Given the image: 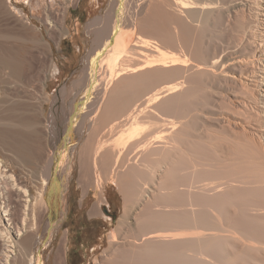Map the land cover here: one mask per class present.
Segmentation results:
<instances>
[{
  "label": "bare ground",
  "instance_id": "bare-ground-1",
  "mask_svg": "<svg viewBox=\"0 0 264 264\" xmlns=\"http://www.w3.org/2000/svg\"><path fill=\"white\" fill-rule=\"evenodd\" d=\"M25 1L29 6L39 9L44 0ZM79 1V12H84L89 3L87 0ZM118 1L119 7L112 13L113 19L107 16L110 23L108 18L107 22L112 24L111 32L107 34L108 31H105L107 25L96 32L98 40H95L100 43L99 48L107 49L102 64L99 63L102 65V72L97 75L101 86L100 98L94 103L93 110L90 109V114L84 119L81 117L82 124L76 120V124L81 125V133L88 127H92V132L95 131L88 133L93 134V137L87 135L88 139L84 138L83 143L81 142L82 148L76 158L77 145L69 150L63 149L59 158L51 150L42 154L44 145L47 144L40 139L45 134L39 133L36 127L37 130L32 128L34 117H30L29 105L21 102L18 105L13 103L0 106V152L6 154L0 157V263L42 264L39 255L34 257L31 253L33 258L29 252L32 245L43 239L40 228L44 226L49 234L54 227L48 215V187L53 181L58 185V196H72L69 181L78 157L77 163L81 170H78V175L81 176V180L78 179L79 188L81 187L83 194L81 198L90 194L89 185L85 184L87 180L84 183L81 181L94 173V169H91L93 165H101L98 168L108 169L107 178L115 182L125 196L133 195L134 198L129 196L131 199H126L135 200L137 210L140 209L139 215L135 214V217L144 233L137 226L139 230L136 228V234L141 232L138 240H143V244L139 243L141 246L138 247L135 243L137 248L134 246L136 249L133 247V250L129 249L132 248L130 245L124 246L126 244H117L119 241H116L118 257H110L107 264H237L238 259L247 264L249 249L253 252L264 249V141L260 140H264V0L153 1L155 4L150 7L149 14L141 19L137 16L136 22L132 21L133 18H127L128 13L134 9H129L126 13L129 0ZM70 2L71 0H62L60 7L51 2L44 7L45 17L41 20L46 24L45 29L51 39L65 31V23L72 25L76 15L65 14V8ZM133 3L132 1V5ZM16 5L13 0H0V79L7 81V87L13 92L21 93L20 90H25L30 77L38 76L43 69L39 47L42 44L50 49V44L44 38L42 25H32L25 9L17 8ZM37 13L39 14L38 11ZM48 14L54 15L52 20H49ZM130 14V17L136 16ZM124 16L130 20L129 24L124 21ZM209 19L213 20L214 27ZM124 22L128 25L125 24L127 28L124 27L127 31L123 30ZM114 30L122 35L113 41ZM128 30L131 35L138 30L139 40L144 44L147 39L153 40H148L146 46H142L141 42L136 45L145 47L142 48L143 52L136 47L141 51L137 53L138 57L141 54L142 58L129 56L136 50L134 45V51H131L133 48L130 46L129 49L126 47L128 37L125 39L123 35L126 33L123 34V31ZM143 34L149 35V38L142 39L140 36H144ZM72 37L76 36L73 34ZM136 40L128 44H135ZM148 47L150 52L146 50L147 53H144ZM128 50L131 54H127ZM93 55L97 65L101 55L95 51ZM64 58L62 68L50 60L52 73H64V67L72 63L76 54L72 53L70 57ZM212 95L229 106L228 113L211 109L213 105H209L212 104ZM253 116L256 124H247ZM98 127H107L109 131L103 132V137L108 134L110 139L100 138L101 134L98 132L103 130ZM197 129L203 134L201 132L197 136ZM42 130L45 131L43 128ZM210 131L211 134L214 131L232 138L226 137L224 140L223 137V146L220 148L217 143L220 137L217 140L209 137L216 140H212V143L207 136L208 142L210 141L207 145L204 134L207 135ZM47 132L49 133L48 130ZM189 132H196L192 137L194 139L188 137ZM185 135L192 143L186 140ZM53 136L56 135L47 134L43 140L53 144ZM247 141L252 143L250 147H255L254 156L252 153L247 155ZM186 142L187 145L190 143V148L194 147L195 155L196 152H207L205 157L208 160L197 153L201 158L196 155V162L195 155L187 154L190 148L187 146V152L183 149ZM197 144H200L198 147L203 146V149L199 147L197 151ZM209 145L216 154L212 148L207 149ZM208 155L213 156L210 159H214L215 163H210ZM247 157L258 168L250 166ZM199 159L201 162H198ZM37 162L41 165L33 170L32 164L36 163L37 166ZM248 165L250 168L255 166V170L250 169L253 176ZM89 167L93 172L88 171ZM87 171L91 174L85 177ZM30 172L36 178L29 182L28 188L27 177ZM142 173L147 179L143 178V182L139 181L138 184ZM249 175L252 177H249L250 180ZM92 176L94 179L95 175ZM145 179H151L152 188H149ZM101 180L102 175H98L93 181L96 184ZM202 180L207 182L203 184ZM126 199L124 201L127 202ZM62 206L61 215L65 216L67 204L63 201ZM91 213L94 215L98 211L92 210ZM124 215H121L124 217H121L122 220H126ZM67 220L73 221L74 217H67ZM121 224V227L117 226L123 230L125 226ZM120 229H117L119 234ZM130 232L133 234L134 231ZM183 232L189 234L191 239H182ZM149 234L151 235L148 236ZM141 235L148 237L143 239ZM116 236L112 232L108 237L113 244ZM67 237L64 235V238ZM123 237L125 238V234ZM130 237L133 238L132 235ZM65 243L63 242L64 245ZM120 244L123 245L121 248ZM78 249L81 252V248ZM61 251L55 253V263L61 261L63 250ZM250 255L251 261L264 262ZM96 261L99 262L97 259Z\"/></svg>",
  "mask_w": 264,
  "mask_h": 264
},
{
  "label": "rangeland",
  "instance_id": "rangeland-1",
  "mask_svg": "<svg viewBox=\"0 0 264 264\" xmlns=\"http://www.w3.org/2000/svg\"><path fill=\"white\" fill-rule=\"evenodd\" d=\"M13 1L17 3V5H16L17 8H24L25 9V12L28 15V18L32 21V25L34 24V25H37L39 27H41V25H42V29L44 32L43 33L44 38L50 44V49H48V47L46 48L42 44L39 47V49H38L39 50V59H40V62L43 66V69L38 76L30 77L28 84L26 83V85H25V90H20L21 93H19V91L13 92L10 88L7 87L8 86L7 81H5L3 79L5 81V82H3L2 79H0V81H1L0 82L1 83L0 84L1 85L0 86L1 87V89H0V106H7V105H11L13 103L18 105L17 103H21V102L29 105L30 106V111H29L30 117H34L33 118L34 122L32 123V125H33L32 128L35 130L38 129L39 133L44 132L43 135L44 134L45 135L48 134L49 136L56 135V136H53L54 140H55L53 142V144L48 143V141L45 142L44 141L45 139L43 140V138H45V135L40 139V141H43L44 143L47 144V146L44 145V148H43L44 150H43L42 154H44L46 152V150H51L53 152V154H55L57 156V158H59L60 154H62L63 149L69 150L73 146L77 145L76 150H75V158H76V156H78V154L80 152L79 151L80 148H82V147H80L81 142L83 143V141L85 139L87 140L88 138H86V137H87V135H89L88 133L92 132L91 131L92 127H88V129H85V130L83 128L84 132L81 133L82 129H80L81 125L79 123L81 122V124H82V121L80 119H81V117H83L82 119H84L85 117H87V115L90 114V111L93 110V107L96 104L95 102L100 98L99 92H100L101 86H100L99 81L97 80L98 79L97 75L102 72V65H100V64H102V58L105 55V51L107 52V49L105 47L99 48L98 44H100V43H98V41H97L98 40L97 33H98V30L101 29L100 27L103 26V29H104V27H107V26L110 27V25H112V24H109L110 19H113L112 13L114 12V10H117L116 9L117 7H119V1L118 0H90V1L87 0L89 3L88 9L85 10L84 12L83 11L79 12V9H78V1L79 0H71L68 7L65 8V11H66L65 14L76 15L75 18L72 20L73 21L72 25L65 23L64 24L65 31L61 35L57 34L60 38H58V36H57L56 38L52 37V39L50 37L51 35L45 29L46 24H44V21L41 20L42 17L43 18L45 17L44 7L47 6L51 2H53L52 4H54V6H58L59 4H62L61 3L62 0H52V1L44 0L41 3L42 5L39 9L29 6L27 1H25V0H13ZM132 1L134 2L133 5H132ZM153 1H156V3H157L160 0H151V1L150 0H147V1L146 0L145 1L144 0H135V1L129 0L128 1L129 5L127 4L128 6H126V13H128L132 8H134L135 11H134V9H132L133 11L131 10L128 13V16H127V14H125V16H127V18L130 20H132V18H133L132 21H134V22L138 21V19L136 18L137 16H138V18L141 19V18H143L149 14V12L151 10L150 7L153 4H155V2H153ZM150 2H152V3L149 4ZM135 6H137V8ZM142 6H144V7L142 8ZM58 7H60V5ZM37 11L39 12V14L37 13ZM146 11H148V12H146ZM134 12H135V14H134ZM109 13L111 14V16ZM130 13H132L133 16L134 15H136V16L130 17V16H132ZM107 16L112 17V18L109 19V17H107ZM125 16H124V18H125ZM48 17H50L49 20H52L54 15L48 14ZM107 18L109 19V23L107 22L108 21ZM127 18H125L124 21H126L127 24H129L130 20H128ZM209 20L211 21L212 19H209ZM210 21H209V23L210 24L212 23L211 26L214 27L213 26L214 25L213 20L211 22ZM115 22H116V17H115ZM126 22L123 23L124 24L123 25L124 31H127V29H126L127 27L125 26ZM106 23H108V24H106ZM111 23H112V20H111ZM194 23L197 24V22H194ZM115 27H116V25H115ZM124 27H126L125 28L126 30L124 29ZM107 28H105V31H108L107 32V34H108L109 32H111L112 28L111 27L108 28L110 30H108ZM212 30H213V28H212ZM114 31H115V33L114 34L112 33V36H113L112 40L113 41H114V39H118L119 36L122 35V34L118 33L116 30H114ZM124 31H123V34L126 33V35H127V33L130 32L129 30H128V32H124ZM73 34L76 36L75 38L72 37ZM137 34H138V30H137V33L132 32V35H131V33H129L128 36L123 35L125 37V39H127V37H128V40L126 41V47L128 46L127 49H129L130 47L133 48L132 45H134V48L136 50V51H134V48H133V50L131 49V51H134V53L132 52L133 55L129 52V50L127 51V54L130 53L131 55H129V56L136 55V56H134L135 58L139 56V54L137 55V53H141V51L143 52V49L145 48V47H142L143 48L142 49V48H140L141 46H139V45H138L139 47L136 46L137 44H139L141 42L139 40V35H137ZM229 34H230V32H229ZM129 35H131L132 39L135 37L134 38L135 40L138 37L137 40L139 42L136 40L138 43L135 41L136 42L135 44H131V43L128 44V42L134 43L133 42L134 39L132 40ZM143 35L144 36H140V37L141 38L143 37L144 39H145V37H146V39L149 38V35H147V34H143ZM145 35H147V36H145ZM129 38L131 40H129ZM58 39H59V41H58ZM95 39H97V40H95ZM148 40H149V42L153 41V40L151 41V39H147V41L146 40H144V41H146V43H147ZM99 42H101V41H99ZM141 43H142L141 45L143 46L144 43L143 42H141ZM146 43L144 44V46H146ZM148 44H150V43H148ZM148 44H147V46H148ZM136 47L141 49V51L136 49ZM148 49H149V47H148ZM148 49L146 48L144 50V53L150 52V49H149V51H148ZM137 50L140 52H137ZM146 50H147V52H146ZM94 51L96 53H98L99 55H101V58H100V60H98L97 65L95 63L96 59L93 55ZM103 51H104V53H103ZM135 52H136V54H135ZM72 53L76 54V58H73V61L70 65H66L64 67L66 69V71L64 73L58 74L55 72L52 73V71H50L51 70V63H50L51 59L60 68H62L64 65L63 63L65 62L64 56L70 57L72 55ZM138 58H142L141 54H140V57H138ZM98 71H100V72H98ZM85 79H88V80H85ZM5 89H7L6 92L4 91ZM10 91H12L13 94H11ZM212 91H214V90L212 89ZM7 92H9V93H7ZM14 93H18V95L20 94L19 97H17L18 96L17 94L14 95ZM247 97H248V95H247ZM248 99H247V103H249ZM210 103H212V104H210L209 106L212 107V105H213V107L211 109L215 110L216 112L228 113L229 106H226L227 104L225 102H223V100L217 98V96L212 95ZM24 113H26L25 110H24ZM84 113H85V116H84ZM76 120H77V122L80 121L79 123H77L79 128H77ZM248 122L251 125H255L256 120H255L254 116L252 119L250 118L247 121V124H248ZM47 127H49V128H47ZM40 128L45 129V131L44 130L41 131ZM99 128L101 130H103L102 132L101 131L98 132L101 134L100 138H102L103 134H104L103 132L109 131V129H107V127L105 129H102L104 127H102V128L98 127V129ZM98 129L96 131H99ZM24 130H31V129H24ZM47 130L49 131V133L51 132L52 135L49 134L47 132ZM94 131L92 133H94ZM197 131H196L197 133L196 132L195 133L198 136V134L200 135V133L202 131L200 130L201 131L200 133H199V129H197ZM192 132H189L190 136H188V137L192 138L193 136H195V133H192ZM80 133H81V135H80ZM191 133L193 134L192 136H191ZM105 134H107V133H105ZM201 134H203V132ZM209 134H210V136H209ZM209 134H207V135L204 134V136L206 137V138L204 137V139H206L205 144H207V142H208L207 136H208V139L210 141H212L213 139H211L209 137L216 138V140L219 139V137H220L221 139H219V142L217 141V143L220 145V148H221L223 146V141L226 139L227 135L222 134V133H218V132H214V131H212V134L213 135L215 134L214 136H212L211 131L209 132ZM107 135H105L103 137L104 140L106 139L105 137H109L107 139H110V136H107ZM187 135H185V137ZM89 136L93 137V134H91ZM215 136H217V137H215ZM188 137H186V140H189V142H191ZM97 138H99V136H97ZM227 138L230 139V138H232V136L229 138V135H228ZM192 139H194V138H192ZM262 139L263 138H260V140L263 142L264 140H262ZM216 140L214 139L213 141L216 142ZM40 141H39V144L41 143ZM210 141L208 142V144H210ZM213 141H212V143H214ZM220 141H221V143H220ZM247 142H249V141H247ZM44 143H42V147H43ZM212 143H211V145H214ZM250 144H252V143L251 142L247 143V155L249 156L252 153V156H254L253 152H255L256 150L253 151L254 145H253V147H250ZM184 145H185V143H184ZM198 145H200V144H197V147H198ZM40 146H41V144H40ZM187 146L189 147L190 143L187 145V142H186V146H183V149L188 150L190 147L188 148ZM47 147H48V149H45ZM185 147H187V148H185ZM197 147H195V148H197ZM199 147H201V146H199ZM199 147L197 148V151H198ZM193 148L194 147H191L188 150L189 153L186 150L187 154L195 155V150ZM209 148H212V147L210 146L207 149H209ZM191 149H193V150H191ZM202 149H203V146L201 147V150ZM213 149L214 148H212L211 150L214 151ZM190 150H191V152L193 151L192 152L193 154H191ZM214 152H215L214 154H216V151H214ZM197 153L202 154V153H204V151L202 153L196 152V155L198 156L199 154H197ZM205 154L207 155L208 153L206 152ZM205 154H202V156L205 157ZM210 154L212 155L213 152H211ZM4 155H6V154H3L2 152H0V157H3ZM189 155H188V158H189ZM196 155L194 158L195 159L197 158L196 159V162H197L198 157ZM200 156L201 155H199V158H201ZM190 157H193V156H190ZM208 157H209V155H208ZM211 157H213V156H211ZM211 157H209L210 163H212L214 161V159H210ZM214 157H217V155ZM78 160L79 159L77 157V161L75 163L74 171H73L72 177L70 178V181H69L70 192L73 193L72 196H70L69 194H66V196H64V198L62 196L61 197L58 196L57 189H56L58 187V185H56V183L53 181H52V184H50L48 187V188H50L47 190L48 196H46L49 199V205H50L48 215H50L54 227L52 228L51 232L48 234V233H46L44 226H42L40 229H41V233L43 235V239L39 240V241L42 240L41 242H39V241L37 242L39 244L36 243L35 245H32L31 250L29 252L30 254L33 253L34 257L39 255L40 259L42 260V264H59L60 262H61V264H64V263L65 264H98V263L99 264L100 263L101 264H107V261H109L112 257H115V258H116V256L118 257V254H117L118 253V251H117L118 247H116L118 245H116V241L117 242L119 241L117 244H119V243H122L123 245L126 244L124 246L130 245V247H132V248H129V247H126V248L133 249V250L135 248L134 246H136V248H137V244H138V247L141 246L139 243L143 244V240H141V239L138 240V238L140 237V234H141V232H139V231H142V233H144V231L140 228L139 225H137L138 220L135 217V214L139 215L138 213H140V211H138V210H140V209L137 210L136 204L134 202L135 200L129 201L126 199V198L129 199L131 197V195L128 194L127 196H125L124 193L122 191H120V188L117 187L115 182H113L110 178H107L108 177V171H107L108 169L105 168V170H106L105 171L104 168H102V167L98 168V166H101V165L95 166L98 169L95 168L94 165H93L94 168L89 167L88 171H91V169L92 170L94 169V173H92V175L93 174L95 175L94 179H93L92 175H90L91 177L89 176V174H91V172H93V171H91V172L87 171L88 173L87 174L85 173V177L89 176V178L82 180L81 183H84L83 181L87 180L88 182L85 181V184L89 185L88 187L91 190L92 189L93 190L92 191L90 190L89 196H85V197L83 196V198H81L83 194H82L81 187L79 188L81 176L79 177L78 174H79V171L81 172V170L79 167V163H77ZM191 160H194V159L191 158ZM215 160H216V158H215ZM250 161H252V159L247 157V163L250 166L255 165L254 161H253V163ZM198 162H201V160L199 159ZM207 163H208V161H207ZM213 163H215V162H213ZM11 164L13 165V163H11ZM35 164L34 163L32 164V165H34V166H32V167H34V169L32 168L33 170L36 169L35 167H37V169H38V167L41 165L40 163H38L37 166ZM29 165H31V164H29ZM249 165L247 167H249ZM13 166H15V165H13ZM255 166H253V168L252 167L251 168L253 170H255L254 169ZM197 167L199 168L200 165L199 166L197 165ZM251 168L249 167L248 169L250 170ZM257 168H256V170H258ZM53 170H55V168H53ZM251 171L252 170H250V174L252 175ZM35 172H33V173L36 175ZM39 172H40V168H39V171H37V177L39 176V174H38ZM248 172H247V175H248ZM95 173L96 174L98 173V175H100V176L102 175L101 182L96 183L99 185H96L95 182L93 181V180H95L96 176H98ZM103 174L106 175L107 179L104 178L105 176ZM142 175H144V174L142 173L140 175L141 178H139L138 181L135 180L138 182V184H139V181L143 182V180H142L143 178L147 179V176L144 175V177H143ZM85 177H83V178H85ZM249 177L252 178L250 175L248 176V178ZM27 178H29L27 186H28V188H30L29 182L32 179H35L36 177L30 172V176H28ZM250 178H249V180H250ZM78 179H80V180H78ZM103 179H105V181ZM146 179H145V182L148 181L147 184H148V186L150 185L149 188L150 187L152 188V181H150L151 179L150 180H146ZM203 182H204V180H202L201 183H203ZM206 182L207 181L205 180L204 183H206ZM112 183L116 186L112 185ZM85 184H83V185H85ZM86 185H85V187H86ZM94 185L96 187H94ZM202 185H201V187H202ZM198 186H200V185L198 184ZM205 186H206V184H205ZM103 192H104V194H103ZM121 192H122V194H121ZM122 195H124L125 197L123 196V198H122ZM137 196H139V195H137ZM132 197L134 198L133 195H132ZM124 199H126L127 202L124 201ZM99 200H100V202H99ZM10 201L12 203H15L13 199H10ZM63 201L65 202V204H67V209H66L67 213L65 212V216L61 215V210L63 209V206H62ZM97 201L99 202V204ZM124 205L128 206V208H126V206H124ZM133 205H135V207ZM97 208H98V210H97ZM92 210H94L95 212L98 211V213H95L94 216H92L91 215ZM124 210H126V212H128V213L127 214H126V212L124 213ZM99 213H101V214L99 215ZM121 215H124L126 217V220H128L127 223L125 222L126 220H122V218H124V217ZM72 216L74 217L73 221L67 220V217H72ZM69 219H71V218H69ZM120 220H122V222L124 221V224ZM135 220H136V222H135ZM128 223H130V225ZM135 223H136V225H135ZM119 224L124 225L125 227L128 226L127 228H129V229L122 226V227H124V229L122 228L123 230H121L120 229L121 226ZM125 224H128V225H125ZM117 225L120 227H118ZM130 226H132V227H130ZM137 226H139L140 230L138 229ZM118 228L121 230L120 231L121 234L118 233L119 232V230L117 231ZM136 228L139 230L138 231L139 235L136 234L137 233ZM131 229H133V230H131ZM125 230H126V232H125ZM130 231H134L133 234ZM112 232L115 233V236L117 235L116 240L113 241L114 244L111 242V238L110 239L108 238ZM185 232H187V231H185ZM185 232H183L184 235H181L182 237L184 236L185 238L184 237L183 238L181 237V238L188 240L190 238V235L185 233ZM130 233L133 236V238H135V239L130 237L131 236ZM134 233H135V235H134ZM124 234H125L126 239L123 237ZM64 235H67L68 237L64 238ZM81 235H83V236H81ZM150 235L151 234H149L148 236H150ZM85 236L89 237V238H86ZM118 236L120 239L118 238ZM121 236H122V238H121ZM148 236L145 235L142 237H143V239H145ZM187 237H188V239H187ZM203 237H206V236L203 235ZM82 238H85V239H82ZM200 239H202V238H200ZM65 240H66V243H65ZM83 240H84V243H83ZM63 242L65 243V245L63 244ZM135 243H137V244L134 245ZM122 244H120L119 248H121ZM73 245H74V247H72ZM197 247H198V245H197ZM78 248H81V252H84L83 255L81 254V252L79 251ZM122 248H124V247H122ZM1 249H2V245H1V241H0V256L2 253ZM61 250H63V255L61 256V259H60L61 261L57 260L58 262L55 263L54 262L55 253H57V251L62 252ZM198 251H200V248ZM257 251L260 252V254ZM257 251L255 250L253 252V251H250V249H249V253L247 254V257H248L247 258L248 259L247 264H259V263L264 264V262L263 263H261V262L256 263L257 261H255V260L251 261V258H249V255L252 253L250 256H252L254 258L256 257L258 260L262 259V261H264V249H260ZM71 252L73 253V257H72ZM33 254H31L32 257H33ZM189 254H190V252H189ZM75 258H76V260H75ZM96 259L99 262H97ZM249 259H250V261H249ZM118 260H120V259H118ZM27 264H32V263L29 262ZM237 264H243V263L241 262L240 259H238Z\"/></svg>",
  "mask_w": 264,
  "mask_h": 264
},
{
  "label": "crops",
  "instance_id": "crops-1",
  "mask_svg": "<svg viewBox=\"0 0 264 264\" xmlns=\"http://www.w3.org/2000/svg\"><path fill=\"white\" fill-rule=\"evenodd\" d=\"M91 190V189H90ZM90 195V194H89ZM92 215V214H91ZM92 216H94V215H92Z\"/></svg>",
  "mask_w": 264,
  "mask_h": 264
}]
</instances>
